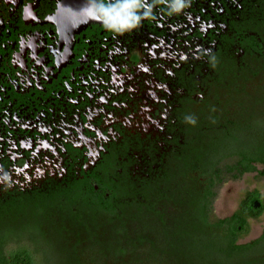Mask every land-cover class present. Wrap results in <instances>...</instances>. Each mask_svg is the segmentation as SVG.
Wrapping results in <instances>:
<instances>
[{
    "label": "flooded vegetation",
    "instance_id": "obj_1",
    "mask_svg": "<svg viewBox=\"0 0 264 264\" xmlns=\"http://www.w3.org/2000/svg\"><path fill=\"white\" fill-rule=\"evenodd\" d=\"M87 3L0 0V173L18 168L43 186L31 191L15 186L0 190V197L50 193L80 182L96 202L112 210L138 205L140 214L155 217L160 228L169 206L177 204L167 197L168 185L178 178L184 180L183 189L192 190L187 193L209 202L211 211L216 188L226 177L254 173L242 163L237 132L230 130L234 116L211 113L219 102L215 90L244 107L239 81L255 84L263 75L264 0H192L183 14L171 16L165 0H159L155 19L122 37L99 21L86 22L82 10ZM208 53L216 56L215 67ZM192 55L203 56L202 62L191 61ZM167 68L174 79L165 77ZM81 69L84 73L75 74ZM231 70L243 77L226 83ZM82 76L88 81L82 82ZM237 85L239 90L233 88ZM84 86L91 94L105 93L106 104L92 102L89 92H81ZM26 87L31 93L25 95ZM251 102L264 105L263 99ZM105 115L112 119L110 128ZM186 115L195 116L197 124H187ZM79 122L82 131H71ZM66 126L73 140L59 137L53 144L51 133L59 135ZM210 131L213 144L205 147ZM59 148L63 152H55ZM134 148L142 150L147 165L139 178L130 171L128 154ZM44 151L61 158L68 154L60 181L38 169L36 160H54Z\"/></svg>",
    "mask_w": 264,
    "mask_h": 264
},
{
    "label": "rangeland",
    "instance_id": "obj_2",
    "mask_svg": "<svg viewBox=\"0 0 264 264\" xmlns=\"http://www.w3.org/2000/svg\"><path fill=\"white\" fill-rule=\"evenodd\" d=\"M225 82L236 81L234 78L225 77ZM238 84L245 90L244 98L248 101H245L246 106L237 105L235 100L229 98V95L217 89L215 95L219 102L211 114L220 112L219 117L222 119H225L227 114L233 115L235 123L230 130L233 133L237 132V141L248 149L250 146L264 143V105L260 107L251 102L255 99L264 100V76L255 84L244 85L242 81ZM239 85L233 88L239 90ZM251 116H256L259 120L253 121ZM111 136L114 135H110L109 138ZM213 136H215L214 133L210 131L205 147L213 144ZM105 141L104 136L103 143ZM142 154V150L137 148L129 151L128 157L132 163L130 171L134 178H139L147 170ZM262 171L263 166H257V172L235 179L232 176L226 177L224 182L217 186L210 211L211 223L231 217L249 194L257 193L260 196L259 201L264 205V176L260 174ZM183 181L177 178L168 185L170 190L168 201L180 205L179 208L177 204L169 206L170 210L162 227L155 226L157 225L155 217L140 214L138 205L132 208L139 211L134 209L129 210V213L126 211L129 214L128 219L140 216L136 224L130 225L135 232L130 239L135 241L138 236H141L148 241L149 246L151 245L146 247L140 257L150 259L153 263L145 264H196L202 259L199 257L201 248L195 249L197 246L195 242L193 244V238L189 234L191 221L195 220L199 223L200 220L198 208L193 210L194 201L196 204L197 199L195 200L194 194L187 193L192 191L190 188L183 189V186H186ZM37 195L39 194H22L0 201V235L8 239H32L40 251L38 264H139L119 260L115 253L109 252V247L123 236L119 237L116 234L118 222L114 223L110 220L109 215L98 210L92 202L80 199L72 206V209L69 208L70 202L62 200L59 194L54 195L53 203L49 198H45L51 195L44 193L42 195L44 198L35 201ZM263 232L264 213L259 219L249 221L248 231L240 235L238 244L255 241ZM192 244L194 251L191 249ZM262 251L264 247L259 250L260 253ZM130 255L129 258L133 257ZM193 255L197 257V260L192 263ZM207 263L216 264L218 260Z\"/></svg>",
    "mask_w": 264,
    "mask_h": 264
},
{
    "label": "trees",
    "instance_id": "obj_3",
    "mask_svg": "<svg viewBox=\"0 0 264 264\" xmlns=\"http://www.w3.org/2000/svg\"><path fill=\"white\" fill-rule=\"evenodd\" d=\"M227 73L232 75L231 77H233L235 81L243 77L242 72L240 76L238 75V71L235 72L231 70ZM237 144L241 149L239 151L242 155V163L246 165L247 170L256 172V165H261L264 168V143L261 145H254L249 149L244 148L245 146L239 142H237ZM252 163H256L255 167L252 166ZM260 174L264 176V169ZM43 194L44 193H40L37 195L35 201L44 198L42 197ZM46 194L52 196L45 197L49 198L52 203L54 202V195L59 194L58 196H60L62 200L70 202L69 208H72L80 199L92 202L98 210H103L102 212L109 215L110 220L114 223L115 221L118 222L116 234L119 235V237L123 236L122 239H119L109 247V252L115 253L119 260L122 259L125 262L133 261L139 264H145L146 262L153 263L150 259H146L145 257L141 259L140 257L146 249L143 248V244H145L146 240L141 236H138L135 241L130 239V236L135 232L132 228H129L130 225H127L128 221L124 220H131L132 223L136 224L139 218V216H133L131 219H128L129 214H127L126 211L129 213L128 207L130 206H120L118 209L113 207V210L107 208L105 205L103 206L99 202H96L89 192L85 193L83 184L80 182L74 183V185H71V187L67 189L50 190V193ZM200 198V196L197 197L198 200L196 204L198 207L195 201L193 204V210L198 208L200 220L199 223L195 220V222L191 221L189 234L191 238H193V244L195 242L197 246L195 249L201 248V255L199 257H202V259H200L198 263L196 262L197 257L193 255L192 257L194 260H192V263L195 261L196 264H208V261L217 259L218 263L216 264H264V251L261 253L259 252V250L264 247V232L261 237L255 241L246 244H238L240 235L248 231L249 221L252 219H259L263 215L264 205L255 209V203L259 202L260 196L257 193L249 194L231 217L216 220L213 223H211L210 220L211 212L209 211V202L206 203V200L203 201ZM133 206L134 204L132 207ZM134 210L138 211L137 209ZM197 224H199V226L196 227ZM137 232L138 231H136V233ZM34 243L32 239H8L0 235V264H38L40 251ZM193 244L191 245L192 250L194 249ZM100 253L103 252L100 251ZM130 254L133 255V257L129 258ZM128 258L129 260L126 261Z\"/></svg>",
    "mask_w": 264,
    "mask_h": 264
},
{
    "label": "clouds",
    "instance_id": "obj_4",
    "mask_svg": "<svg viewBox=\"0 0 264 264\" xmlns=\"http://www.w3.org/2000/svg\"><path fill=\"white\" fill-rule=\"evenodd\" d=\"M192 0H165L168 14L180 15L191 6ZM159 0H88L82 13L88 21H99L105 30L117 37L133 34L143 27L144 21L155 19L154 8ZM210 64L215 67L216 56L208 53ZM187 124L195 126L197 119L186 115Z\"/></svg>",
    "mask_w": 264,
    "mask_h": 264
},
{
    "label": "water",
    "instance_id": "obj_5",
    "mask_svg": "<svg viewBox=\"0 0 264 264\" xmlns=\"http://www.w3.org/2000/svg\"><path fill=\"white\" fill-rule=\"evenodd\" d=\"M191 59H192L191 61H193L194 63H197V62L200 63L203 60V56L192 55V58ZM179 62H181V63H179ZM174 63L175 64H178V63L179 64L187 63V59L186 60H182V61H175ZM207 71L208 70L206 68H203V74H206ZM78 72L79 73H84L82 69L81 70H77V72H75V74H77ZM188 72L191 73L192 71L189 70V68H188ZM163 73H164L165 77H167L168 79H170V78L174 79V75H173L174 72H172L171 70H169V68H167L166 70H164ZM231 76L232 75H229V74L226 75V77L233 78ZM262 76H264V72H263V75ZM85 81L87 82L88 79H85L84 76H82V82H85ZM98 85L99 84H97L95 82L94 88L98 87ZM84 87H85V89H82L81 92L82 93H85V92H89L90 93L89 87L88 86H84ZM28 89H31V88H27V87L25 88V90H24L25 91L24 92L25 95L31 93V92L28 91ZM86 89H88V90H86ZM102 95L103 96L101 97L98 94L95 95V94H91L90 93V96H93V98L91 99V101L92 102L97 101L96 102V105H99V106L106 104V100H107L108 96L105 93H102ZM94 119H96V118H94ZM93 122H94L93 120H91L89 122V125H88L89 128H91L93 126V124H92ZM111 123H112V119L109 116L105 115L104 116V125H105V127H108V126L112 125ZM67 129H69L67 126L66 127H63L62 130L60 131L59 135H56L55 133L54 134L51 133V136H52L51 140L53 141V144H55L57 142V139L59 137L63 138V137H66L67 136L66 138H70L71 140H73L72 139V136L73 135H72L71 131H73V132L82 131L80 122L77 124V128H75V129H73L71 131L70 130H67ZM98 136L100 138L99 141L100 142H103L104 136H101V135H98ZM87 144L92 145L88 140H87ZM10 147L11 146L9 145V148ZM54 147H56V146L54 145ZM0 151H2V149H0ZM60 151L63 152L62 148L57 149L55 152H60ZM45 153H46V155L48 154L49 156H52L54 158V160H53V162H51V159L49 160L48 155H47V158H48L47 159V163H46V161H44L41 164V163H39L36 160L35 163H36V165L38 164L37 165L38 169L41 170V172L46 171V175L47 176L49 174L52 179H54L56 181H60V179L64 178L63 176L66 175L67 168H66V166H64V164L67 162V159H63V158L67 157L68 154L67 153H64L63 158H61L62 155L61 156L60 155L59 156L58 155H55L52 151H47ZM89 154L91 155V152ZM7 156L11 160H16V157L14 155L10 154V153ZM28 166H29V169H30L31 166H32V163H30V165H28ZM86 166H85V168H86ZM26 168H28V167H26ZM82 168L83 167L79 166L75 170L78 173V172H80V169H82ZM32 169H35V167L32 168ZM23 173L24 172L23 171H19L18 168H12V170L6 171V172L1 171V173H0V190L12 189L15 186H18L20 189H22L24 191H31L33 188H39V187L40 188H43L42 184L40 183L41 180H38L39 178H37L35 181H31V180L28 179V177H25L26 175H25V173L24 174ZM0 198H1V200L4 199V197H0ZM255 207L256 208H259L260 207V203L259 202H256L255 203Z\"/></svg>",
    "mask_w": 264,
    "mask_h": 264
}]
</instances>
